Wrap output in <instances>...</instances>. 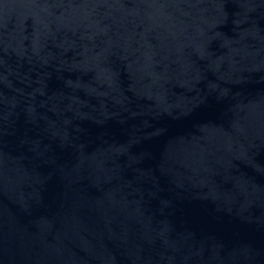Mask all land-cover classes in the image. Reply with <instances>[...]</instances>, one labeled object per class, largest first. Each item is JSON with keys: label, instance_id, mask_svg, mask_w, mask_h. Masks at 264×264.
I'll use <instances>...</instances> for the list:
<instances>
[{"label": "water", "instance_id": "95a60500", "mask_svg": "<svg viewBox=\"0 0 264 264\" xmlns=\"http://www.w3.org/2000/svg\"><path fill=\"white\" fill-rule=\"evenodd\" d=\"M0 264H264V0H0Z\"/></svg>", "mask_w": 264, "mask_h": 264}]
</instances>
